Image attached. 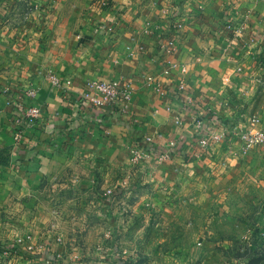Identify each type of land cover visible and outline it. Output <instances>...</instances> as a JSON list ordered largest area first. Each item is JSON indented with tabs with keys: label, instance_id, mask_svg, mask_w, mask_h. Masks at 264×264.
I'll list each match as a JSON object with an SVG mask.
<instances>
[{
	"label": "crops",
	"instance_id": "1",
	"mask_svg": "<svg viewBox=\"0 0 264 264\" xmlns=\"http://www.w3.org/2000/svg\"><path fill=\"white\" fill-rule=\"evenodd\" d=\"M110 1L106 7L103 0H0V150L9 148L16 156L10 164L32 167L42 160L48 166L64 167L67 163L65 167L70 164L79 177L82 166L77 163H81L90 171L99 167L104 173L122 175L140 135L150 134L165 146L168 140L164 139L176 135L169 130L178 122L184 125V139L190 144L198 141L195 119L200 117L213 133L229 124V143L205 148L190 144L182 152L173 148L170 158L159 162L151 156L153 160L139 164L147 162L148 167L135 171L149 170L161 180L178 174L180 168L170 164L179 162L181 155L187 172H193L194 163L215 162L214 173H229L234 187L247 188L246 202H264V190L260 192L264 143L245 149L242 141L253 114L260 116L259 127L264 129V0ZM113 16L118 19L113 36L95 31L99 22ZM242 23L244 40L237 30ZM167 36L176 40V50L168 56L159 49ZM35 42L40 43L41 57L47 59L51 51L70 60L68 67L54 73L70 81L67 88L72 95L82 93L88 80L131 81L134 91L128 107L118 110L71 101L68 91L49 79L47 64L40 68L45 71L32 77ZM164 59L188 67L185 73L171 69L166 98L146 79L148 73L162 77ZM181 78L186 81L185 91L178 90ZM30 88L37 93L24 99V104L38 106L42 112L17 140L5 90L17 93ZM212 117L220 119L216 126L209 125ZM166 164L171 166L168 170ZM8 166L0 165V175Z\"/></svg>",
	"mask_w": 264,
	"mask_h": 264
},
{
	"label": "rangeland",
	"instance_id": "2",
	"mask_svg": "<svg viewBox=\"0 0 264 264\" xmlns=\"http://www.w3.org/2000/svg\"><path fill=\"white\" fill-rule=\"evenodd\" d=\"M243 24L237 30L244 40ZM40 47L32 45V77L43 64L48 75L69 66L51 51L41 57ZM173 130L164 142L176 140L177 152L229 143L203 146L193 127L196 140L187 144L184 125ZM130 156L122 175L77 163L80 178L67 163L8 164L0 175V264H264V202H246L247 188L234 187L229 173H214L215 162L187 172L181 155L170 164L178 174L158 180L135 171L148 163Z\"/></svg>",
	"mask_w": 264,
	"mask_h": 264
},
{
	"label": "built area",
	"instance_id": "3",
	"mask_svg": "<svg viewBox=\"0 0 264 264\" xmlns=\"http://www.w3.org/2000/svg\"><path fill=\"white\" fill-rule=\"evenodd\" d=\"M103 4L106 7H110V0H103ZM117 17L113 16V19L104 20L99 22L95 26V31L103 32L113 36L116 33ZM182 24H178L181 27ZM159 49L162 54L166 56L172 55L176 50V40L172 36H167L159 44ZM172 68H179L181 73H185L188 67L185 63L178 61H172L164 59V65L162 69V77H157L153 73H148L146 76L147 84L158 92V94L166 98L169 95V81L168 78L171 74ZM49 79L55 86H59L68 91V98L73 102L83 103L89 102L92 106L110 105L118 110H125L128 107L129 100L131 99L134 91V85L131 81L124 83H118L115 81H99L88 80L86 88L79 95H72L68 90L69 80H64L55 73L49 74ZM178 90H186V81L184 78L178 83ZM7 92V105L12 108L14 114V122L16 125L15 138L18 140L23 136V129L27 125H35L40 116L41 108L35 105L26 106L24 99L34 97L37 93L35 88L24 90L23 92L10 93ZM70 96V97H69ZM188 102L191 101L187 98ZM220 119L218 117H212L210 126H216V122ZM137 123V119L134 121ZM261 118L258 114H253L249 120V128L242 133L243 148L250 149L264 143V129L260 128ZM196 133L198 141L201 145L207 146L212 142L226 140L230 135L229 129L224 128L220 133H213L209 126H206L205 121L196 117L195 119ZM134 143L131 150L130 159L132 162H138L147 157L154 156L158 160H165L171 157L173 148L177 145L176 140H172L165 146H159L154 136L150 134H142ZM238 264V263H234Z\"/></svg>",
	"mask_w": 264,
	"mask_h": 264
},
{
	"label": "trees",
	"instance_id": "4",
	"mask_svg": "<svg viewBox=\"0 0 264 264\" xmlns=\"http://www.w3.org/2000/svg\"><path fill=\"white\" fill-rule=\"evenodd\" d=\"M15 155H11L9 148H4L0 150V165H8L11 163L12 160L15 159Z\"/></svg>",
	"mask_w": 264,
	"mask_h": 264
}]
</instances>
